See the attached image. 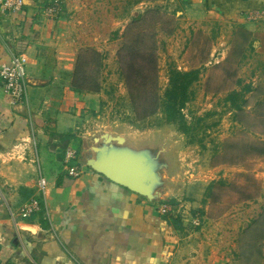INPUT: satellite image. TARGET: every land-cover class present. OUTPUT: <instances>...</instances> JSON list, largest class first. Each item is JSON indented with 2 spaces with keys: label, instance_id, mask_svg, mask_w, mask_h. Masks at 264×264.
Here are the masks:
<instances>
[{
  "label": "crops",
  "instance_id": "crops-1",
  "mask_svg": "<svg viewBox=\"0 0 264 264\" xmlns=\"http://www.w3.org/2000/svg\"><path fill=\"white\" fill-rule=\"evenodd\" d=\"M52 1L27 0L16 13L0 10V69L13 57H23L30 86L28 105L13 107L0 79V264H213V256L204 257L192 236L176 235L153 202L87 166L88 139L118 131L102 121L114 97L71 90L87 24L80 27L75 16L66 18L76 8L72 0H61L63 13L49 18L44 12ZM155 4L175 9L179 26L173 45L179 47L185 36L217 32L215 21L244 26L257 39L258 52H264V18L252 19L264 12V0ZM100 20L116 25L113 17ZM92 48L107 54L105 69L110 80L115 78L114 46L98 37ZM119 88L120 96H114L127 99L122 81ZM68 148L77 151L83 171L78 178L67 172ZM41 180L46 186L42 210L25 218L22 207L34 198L42 200Z\"/></svg>",
  "mask_w": 264,
  "mask_h": 264
},
{
  "label": "rangeland",
  "instance_id": "rangeland-1",
  "mask_svg": "<svg viewBox=\"0 0 264 264\" xmlns=\"http://www.w3.org/2000/svg\"><path fill=\"white\" fill-rule=\"evenodd\" d=\"M72 3L76 8L66 18L75 16L74 23L80 27L87 24L82 29L86 47L81 49H94L98 37L116 49L111 71L116 75L114 81L106 69L101 74L104 91L114 97L102 121L117 128L113 136L130 140L128 146L135 151H149L158 159L162 185L152 202L159 214L163 216V206L171 208L180 221L175 224L176 235L192 236L204 257L213 256V264H264V52H258L257 39L246 35L242 25L215 21L211 24L219 29L217 32L182 37L179 47L171 42L175 34L168 37L159 33L161 98L171 68L201 70L200 80L193 87L194 98L184 110L191 126L189 135H184L178 126L166 121L162 111L137 121L128 94L127 99L117 97L122 81L117 53L126 27L150 8H159L178 24L175 9L155 3L135 9L142 3L135 5L132 0ZM102 17H113L116 25L103 22ZM103 54L106 63L109 59ZM248 85L252 91L245 95L247 105L236 112L226 98ZM114 92L119 95L114 96ZM87 143V155H93L92 147L101 144L91 137ZM193 218L199 219V226L192 224Z\"/></svg>",
  "mask_w": 264,
  "mask_h": 264
},
{
  "label": "trees",
  "instance_id": "trees-1",
  "mask_svg": "<svg viewBox=\"0 0 264 264\" xmlns=\"http://www.w3.org/2000/svg\"><path fill=\"white\" fill-rule=\"evenodd\" d=\"M159 1L162 0H132L135 5L153 4ZM177 28V22L162 14L159 8H150L132 18L123 33L122 45L117 53L119 75L126 87L137 121H144L162 111L169 124L178 126L182 134L189 135L191 126L187 123L184 110L194 98L193 87L200 80L201 70L182 71L171 68L164 97L161 98L159 94L157 37L160 32L172 37ZM245 33L250 35L247 31ZM105 60L106 55L95 49H80L76 58L71 90L79 95L102 93L104 87L101 74L105 69ZM251 91L250 85L245 86L240 92H231L226 101L234 111H241L247 105L245 95ZM166 217L169 218L167 221L170 226L176 228L175 224L180 221H177L179 217H176L175 212Z\"/></svg>",
  "mask_w": 264,
  "mask_h": 264
},
{
  "label": "water",
  "instance_id": "water-1",
  "mask_svg": "<svg viewBox=\"0 0 264 264\" xmlns=\"http://www.w3.org/2000/svg\"><path fill=\"white\" fill-rule=\"evenodd\" d=\"M27 5V0H23ZM88 155L87 166L111 182L153 201L162 185L158 173L159 161L149 151H135L126 144V138L105 133Z\"/></svg>",
  "mask_w": 264,
  "mask_h": 264
},
{
  "label": "built area",
  "instance_id": "built-area-1",
  "mask_svg": "<svg viewBox=\"0 0 264 264\" xmlns=\"http://www.w3.org/2000/svg\"><path fill=\"white\" fill-rule=\"evenodd\" d=\"M25 7L23 0H1L0 10L5 13H16L21 11ZM45 15L51 19H58L63 13V4L61 0H53L51 5L45 9ZM264 18V12L256 14L252 19L258 20ZM0 79L11 106L16 107L19 105H28L29 96V84L25 74V61L21 56L13 57L11 64L4 65L0 69ZM65 161L67 165V172L72 178H78L82 175V167L78 164L77 151L68 148L65 153ZM40 192L42 200L37 198L32 199L30 202L26 203L20 214L29 218L42 210V201L46 196V186L41 180L40 182ZM160 212L163 216H168L172 214L171 208L168 206H163L160 208ZM176 217H179L176 215ZM183 214L181 215V221H183ZM192 224L199 226V219L193 218Z\"/></svg>",
  "mask_w": 264,
  "mask_h": 264
}]
</instances>
